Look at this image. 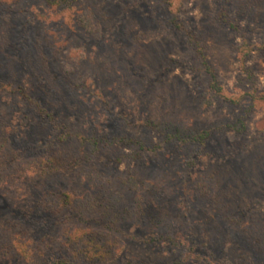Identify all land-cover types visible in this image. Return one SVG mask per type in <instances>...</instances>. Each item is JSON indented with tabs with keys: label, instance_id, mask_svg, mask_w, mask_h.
Masks as SVG:
<instances>
[{
	"label": "rangeland",
	"instance_id": "obj_1",
	"mask_svg": "<svg viewBox=\"0 0 264 264\" xmlns=\"http://www.w3.org/2000/svg\"><path fill=\"white\" fill-rule=\"evenodd\" d=\"M263 99L264 0H0V264H264Z\"/></svg>",
	"mask_w": 264,
	"mask_h": 264
},
{
	"label": "trees",
	"instance_id": "obj_2",
	"mask_svg": "<svg viewBox=\"0 0 264 264\" xmlns=\"http://www.w3.org/2000/svg\"><path fill=\"white\" fill-rule=\"evenodd\" d=\"M222 20L225 21V17H223ZM252 51H253V48H251L250 46H248L246 43H245V45H243L241 47V51H240V55H241L240 61H241V66H242L244 72L248 71V69L245 67V62H246L247 57L249 56V54ZM160 129H161V134L163 135L165 142H172V141H182V142H185V143L186 142H202V141L205 140L206 135H208V132L204 131L205 133H202V134H194V135L183 136L185 134H182V132L179 129L173 127L169 123L162 124ZM224 129H226V130H234V131H238V132L241 131L240 130V127L237 125V123L236 124L235 123L234 124L228 123V124H226L224 126ZM117 140L119 142H124V143H128V144L132 145L135 148V155H134L135 157L138 156L139 153L143 149L146 148L145 145H144V143L142 141H140V140H135L134 141L131 138H124V137H120ZM92 144L95 145V146H97L99 143L97 141H93ZM147 150H151V149H147ZM72 161L76 162L77 159L75 157H72L70 155H67L64 159H62L61 165L63 166V168H66L67 165L71 164ZM75 234H77V232L75 233V231L71 230L70 233H68V234L64 233L62 235L63 236V239H64V242H65L64 247L67 248L69 246V248H70V244L71 243H74V242L71 241L70 235H75ZM79 236L81 238H79L77 240V242H76V246H78L77 247L78 249H75V251H70V249H69L68 254L71 256V259H76V258H79V257L80 258L81 257H84L85 258L86 252H88V250L85 251V245H84V243L86 242V240H84V238H83L82 235H79ZM96 241L99 242L98 244L101 243V244H104L105 245L104 241H101V240H96ZM73 250H74V248H73ZM97 251L98 252L102 251L101 250V245L98 247V250ZM49 264H67V260L60 259L58 261H55V262H52V263H49Z\"/></svg>",
	"mask_w": 264,
	"mask_h": 264
}]
</instances>
